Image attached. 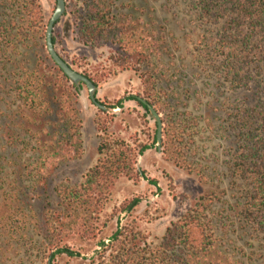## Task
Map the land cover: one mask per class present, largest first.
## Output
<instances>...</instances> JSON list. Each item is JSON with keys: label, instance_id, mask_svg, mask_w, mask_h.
Returning a JSON list of instances; mask_svg holds the SVG:
<instances>
[{"label": "trees", "instance_id": "1", "mask_svg": "<svg viewBox=\"0 0 264 264\" xmlns=\"http://www.w3.org/2000/svg\"><path fill=\"white\" fill-rule=\"evenodd\" d=\"M81 1L80 7L76 4L77 9L73 12L80 43L97 48L112 41L124 50H130L133 41L138 43L135 38L139 26L135 20L130 22L125 15L117 14L115 0ZM197 1L202 20L206 18L210 24L222 25L221 36L217 38L210 59L216 63L228 52L230 55H243V67L239 68L243 73L242 88L250 84L252 70L249 66L254 64L262 71L257 89L264 91V0ZM156 25L154 22L149 24L150 49L153 45L155 47L146 55V72L154 81L153 89L160 102L151 98L147 102L156 111L157 108L164 112L169 110L168 120H163L166 136L162 144L164 154L178 167L186 166L192 173L184 138L187 133L186 116L192 114L181 108L180 99L186 92L195 95L196 91L192 87L186 88L183 80L182 85L173 84L161 70L156 69V58H160L158 62L163 69L175 65L170 59L168 36L157 33ZM44 28L46 25L38 0H0L1 57L11 58L12 55H6L10 49L14 54L22 55L20 61L9 60L10 64H5L4 84L7 83L13 93L16 109L10 112L8 122L6 119L0 124V183H10L0 204L3 214L0 222L14 221L10 231L4 228L7 233L3 236L12 234V239L20 236L25 241L23 247L28 249V255L34 249L39 251L40 264H55L64 257L85 261L87 259L81 252L63 246V240L74 235L84 240L95 238L99 215L108 202L111 187L120 178L136 183L143 178L157 186L156 181L148 180L145 172H138L136 167L137 158L153 146L141 145L136 149L118 139L103 141L98 148L100 159L87 175L85 183L57 187L56 204L46 208L42 221L36 222L33 231L30 229L31 202L40 197L49 178V166L60 167L63 163L80 159L83 153L82 120L78 109L81 85L71 84L52 59L53 65L42 64L36 52L39 43L29 46L30 40L37 42ZM53 42L55 45V38ZM230 55L227 54L226 61L232 60ZM230 64L229 73L237 68L233 62ZM237 75L239 77L241 73ZM160 76H164L166 82L161 81ZM125 100L136 101L149 112L138 98L132 96ZM125 100L110 109H123ZM235 115L237 121L231 124L230 129L236 131V143L240 145L233 166V175L241 180V197L235 207L243 219L238 222L242 223L240 228L245 235L249 230L264 234V106L239 108ZM199 126V122L195 124V127ZM157 143L156 135L155 145ZM19 147H23L22 151H18ZM10 167L14 168L12 173L8 170ZM217 201L220 202L214 194L200 198L191 212L167 228L158 246L147 240L141 244V238L137 239L133 232L128 236L123 228H119L109 239V246L102 242L100 247L103 251L89 264H213L208 259L216 251L213 238L217 225L208 219V213L213 211ZM25 218L30 222H25ZM6 243L11 244V241ZM235 264L245 262L237 260Z\"/></svg>", "mask_w": 264, "mask_h": 264}, {"label": "rangeland", "instance_id": "2", "mask_svg": "<svg viewBox=\"0 0 264 264\" xmlns=\"http://www.w3.org/2000/svg\"><path fill=\"white\" fill-rule=\"evenodd\" d=\"M38 2L46 28L40 33L37 42L29 41V46L34 47L35 43H39L36 52L41 63L51 66L53 64L46 47V30L56 9V0ZM65 2V15L54 29L55 49L75 71L95 82L96 98L107 110L97 108L90 100L86 86H81L78 109L82 120V157L63 163L60 167L49 166V178L42 187L40 197L31 202L33 213L30 220L32 225L29 227L33 231L36 222L42 221L46 208L56 204L57 187L81 186L85 183L87 175L100 159L98 148L103 141L118 139L136 149L141 145L153 146L137 158L136 167L138 172H145L148 180L156 181L157 186H152L143 178L138 183L127 178L117 180L99 215L95 238L84 240L74 235L62 242L63 246L81 252L87 260L64 257L55 264H89L103 251L100 247L102 242L109 246V239L119 228H123L124 234L128 236L133 232L137 239L141 238V244L147 240L158 246L168 227L191 212L200 198L211 194L220 202L217 201L213 211L208 213V219L217 225L213 238L216 251L208 260L213 264H235L237 260L245 264H264V234L249 230L248 235H245L240 228L242 223L238 222L243 219L235 207L237 199L241 197V180L233 175V166L240 145L236 143V131L230 129L231 124L237 121L235 114L239 108H263L264 91L257 89L262 71L251 64L252 80L244 89L243 73L239 70L243 67V55H230L228 52L224 57L220 55L216 63L210 59L217 38L221 36L222 25L210 24L206 18L202 20L197 0H115L117 14L125 15L130 22L135 20L139 26L135 38L138 43L133 41L130 50H124L112 41L97 48L80 43L73 12L77 9L76 4L80 7L82 1ZM150 22L157 24V33L168 36L170 59L175 63L163 69L158 62L160 58H156V69L161 70L173 84L182 85L183 80L186 88L192 87L196 91L195 95L188 91L180 99L181 108L192 114L186 116L187 133L184 137L192 173H189L188 167H178L169 160L162 145L160 148L155 145L157 125L151 114L136 101L125 100L133 96L160 102L153 89L154 81L146 72V55L153 52L155 47L153 45L150 49L149 45ZM227 54L232 60L226 61ZM2 55L0 53V124L6 119L8 122L10 112L16 109L13 93L9 85L4 84L7 71L5 64H10L9 60L18 62L22 58V55L14 54L13 49L6 54L12 55L11 58ZM231 62L237 68L234 67L229 73L228 65L231 66ZM238 72L241 73L239 77ZM160 79L166 82L164 76H160ZM121 100H125L123 109H110ZM156 112L162 123L168 120V109L164 112L157 108ZM195 119L196 123H200L199 127H195ZM163 126L164 141L165 124ZM5 139L8 141V137ZM22 148L19 147L18 151H22ZM8 170L12 173L14 168ZM11 177L14 178V174ZM9 184L0 183V204ZM0 217H3L1 209ZM30 221L25 218V222ZM13 223L11 220L0 222V264H40L39 251L34 249L28 255V249L23 247L25 241L20 236L16 235L15 239H12V234L3 236L6 230L10 231ZM8 240L11 244L6 243Z\"/></svg>", "mask_w": 264, "mask_h": 264}, {"label": "water", "instance_id": "3", "mask_svg": "<svg viewBox=\"0 0 264 264\" xmlns=\"http://www.w3.org/2000/svg\"><path fill=\"white\" fill-rule=\"evenodd\" d=\"M66 12V2L65 0H56V9L50 18V21L47 26L46 30V47L47 52L54 64L68 77L70 82L79 87L80 85L86 86L89 98L92 101V103L99 108L100 110H107L106 106H104L101 102H99L96 98V85L86 76L78 73L75 71L67 62H65L62 57L57 53L55 49V45L53 42L54 38V29L55 26L60 22V20L64 17ZM81 89V88H80ZM139 102H141L144 106H146L153 117V119L156 122L157 125V145L160 148L163 141V123L160 115L155 111V109L148 104L147 101L140 99Z\"/></svg>", "mask_w": 264, "mask_h": 264}]
</instances>
